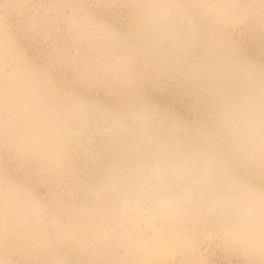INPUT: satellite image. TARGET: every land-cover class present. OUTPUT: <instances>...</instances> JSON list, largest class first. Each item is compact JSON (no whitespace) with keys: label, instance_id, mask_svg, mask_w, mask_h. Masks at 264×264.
I'll return each mask as SVG.
<instances>
[{"label":"bare ground","instance_id":"obj_1","mask_svg":"<svg viewBox=\"0 0 264 264\" xmlns=\"http://www.w3.org/2000/svg\"><path fill=\"white\" fill-rule=\"evenodd\" d=\"M127 0H11L0 12L11 38L29 59L55 70L76 89L98 87L90 75L103 67L113 75L130 46L143 42L129 32ZM251 5L249 26L231 31V39L249 59L264 61V13L260 0ZM196 55H199L197 53ZM193 51L179 40L164 39L155 46L154 66L184 65ZM14 67V66H13ZM0 71V118L14 128L26 124L39 130L46 107L27 71ZM193 73L194 66L190 67ZM247 82V67L236 58L215 74L194 75L187 83L138 85L178 114L161 124L145 121L121 147L117 159L131 165L159 151L186 161L188 185L194 199L226 198V221L211 220L195 238L186 230L189 217L166 222L128 225L113 216L111 199L98 195L106 180L100 161L83 148L55 155V171L37 168L27 159L2 163L13 183L5 201L0 197V264H260L258 225L264 218L259 193L264 189V160L244 157L223 142L217 113L226 90L239 91ZM7 187V185H6ZM39 192V198L33 195ZM227 223V235L222 227Z\"/></svg>","mask_w":264,"mask_h":264},{"label":"clouds","instance_id":"obj_2","mask_svg":"<svg viewBox=\"0 0 264 264\" xmlns=\"http://www.w3.org/2000/svg\"><path fill=\"white\" fill-rule=\"evenodd\" d=\"M260 2L264 13V0ZM10 3L11 0H0V12L6 11ZM250 7L239 0H127L124 8L128 29L143 41L140 50L130 46L115 75L107 68L92 69L90 75L99 86L88 90L69 86L54 69L29 59L26 49L11 38L5 26H0V71L6 73L13 66L14 71H27L37 85L40 104L46 107L39 130L26 124L14 128L7 119L0 118V197L5 201L2 211H7L9 187L19 183L7 175L3 154H9L11 160L27 159L37 168L55 171L56 153L68 154L73 147H79L93 161L103 164L106 180L98 195L111 199L116 220L139 225L189 217L186 230L193 239L209 221H226V198H193L183 158L153 151L124 165L116 157L145 121L164 124L178 120V114L154 95L140 87L129 89L128 84L147 80L155 86L179 85L190 82L194 75L215 74L241 58L247 67L246 85L239 91L226 90L216 120L225 144L244 157L264 160V61L249 59L231 39V31L250 25ZM165 38L179 40L190 48L194 60L184 65L154 66L155 46ZM33 195L39 198L40 194L33 190ZM259 200L264 207V189ZM258 227L259 238L264 241V218ZM221 231L227 235L226 222ZM257 252L262 258L260 264H264V242L258 250L246 254Z\"/></svg>","mask_w":264,"mask_h":264}]
</instances>
